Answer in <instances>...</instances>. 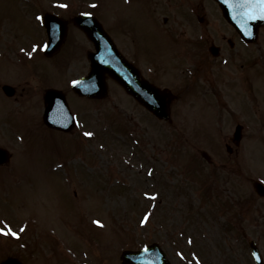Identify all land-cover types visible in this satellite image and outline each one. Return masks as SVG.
I'll return each mask as SVG.
<instances>
[{
    "label": "rangeland",
    "instance_id": "374dc122",
    "mask_svg": "<svg viewBox=\"0 0 264 264\" xmlns=\"http://www.w3.org/2000/svg\"><path fill=\"white\" fill-rule=\"evenodd\" d=\"M21 1L0 0V146L12 154L11 160L0 166V228L17 233L0 232V261L13 256L27 264H119L121 250L154 240L172 264H254L247 246L252 239L264 260V200L251 186L252 179L264 182V28L249 49L241 46L235 51L244 63L250 64L252 59L255 67L250 70L256 68L262 76L254 79L248 75L246 98L250 95L253 101L245 103L249 125L231 154H227L225 143L229 142L226 136L232 131L234 114L228 107H220L222 104H213V92L206 94L204 86L196 84L174 89L177 98L171 104L169 124L154 119L134 105L118 85L108 82L105 99H74L80 118L74 134L54 136V130L50 132L41 122L44 90L48 86L67 90V80L83 72L87 62L85 58L63 59L50 66L69 53L72 47L66 43L52 58L40 54L41 60L35 55L37 60L21 64L23 61L15 58V37L24 36L26 46L30 40L40 43L43 39L33 18L36 12L49 10L52 1H67L69 12L63 13L71 17L101 1L104 22L114 21V13L120 20L132 22L128 30L143 63L162 59L169 67L173 63L170 51L176 43L163 34L158 36L151 4ZM186 3L192 2L181 0L178 4L183 7ZM22 5L30 10L25 15L29 24ZM27 27L31 36L24 35ZM118 27L126 37V31ZM184 35L188 40L184 54L190 57L196 50L192 51L189 34ZM75 40L86 43L80 37ZM44 63L49 65L41 67ZM68 65L74 71H65ZM195 82L200 84L197 77ZM3 84L15 87L12 97L3 94ZM255 85L263 99L254 94ZM132 139L146 144L145 156L136 151L138 145H133ZM202 151L212 159L204 160ZM148 167L152 168L150 177H146ZM117 215L124 221L116 219ZM116 221L126 235L117 231ZM225 227H229L227 232ZM124 236L132 237L127 240Z\"/></svg>",
    "mask_w": 264,
    "mask_h": 264
},
{
    "label": "water",
    "instance_id": "95a60500",
    "mask_svg": "<svg viewBox=\"0 0 264 264\" xmlns=\"http://www.w3.org/2000/svg\"><path fill=\"white\" fill-rule=\"evenodd\" d=\"M48 19L54 20L50 16L47 17L46 21ZM55 20L58 21L59 24L57 25L60 27V30L62 31V33H59V37L60 39H63L62 38L63 33H64L63 22H61V20L59 19H55ZM263 21L264 20L262 21L259 20L255 22L254 24L256 25L257 23H262ZM90 22H91V19H90ZM90 22L88 20V16H78L74 18V23L80 28H82L86 32V34L95 41V44L97 47V55H96V58L93 60V64H92L93 67L91 69V72L88 74V76L78 81V83H81L84 85L74 87V90L77 93L81 95H86V96L99 97V96L104 95L105 86L103 83V80H104L103 74L107 73L109 76H111L112 78L120 82L127 91L131 93L135 92V90L132 87L133 84L130 83V79H128L129 76L127 74L126 75L128 77L124 75L122 71H119V73H117V71H115L112 68V64L106 58L107 55H111L112 53H114L115 49L111 47L114 52L109 51V50L102 51V47L105 44L110 46V43H108L109 41H107L106 35L101 31V29L98 28L96 25L95 26L92 25ZM47 24L46 26H47L49 37L51 38L50 40L53 41L54 39L52 38L53 35L51 33L53 27H50ZM100 40L102 41V43L100 42ZM59 41L60 40H58V42L55 41V43H52L51 47L55 49V47L59 45ZM49 48H50V43H49ZM114 55H117L116 52L114 53ZM114 58L117 61V58L116 57ZM126 67H125L126 69L131 71L128 66ZM92 80L94 83H96L100 87V91L95 92L96 89L89 91L88 89L84 88L85 84L91 83ZM3 90L8 95L13 93V90L9 86L3 87ZM142 90H143V93L145 94L146 100L147 99L149 100L146 101L144 100L145 98L144 96L138 97L136 95L139 98V100L143 101L145 105L151 111H153L157 116L166 117L167 116V109H166V102H165L166 99H165V96H163V93L158 92L155 88L150 87L148 85H146L145 89H142ZM45 100H46V107H45V113H44L45 123L50 126L57 127V128L68 129L72 125V122L67 120V116H68L67 106L64 101V98L58 92L50 90L46 93ZM7 160H8L7 151L0 148V164L4 163ZM255 187L259 193L264 194V190L259 185L255 184ZM146 249L147 250L144 249L139 252H130V251L124 252L122 256L123 261L126 263H130V264H146L144 263V258L146 257V252L148 250H149V253H147V256L149 255L148 257L150 260H153L155 257V254L152 252L160 251L156 245H151ZM4 264H19V263L14 260H9L5 262ZM160 264H168V262L164 258V255L161 256Z\"/></svg>",
    "mask_w": 264,
    "mask_h": 264
},
{
    "label": "snow or ice",
    "instance_id": "6c2138e0",
    "mask_svg": "<svg viewBox=\"0 0 264 264\" xmlns=\"http://www.w3.org/2000/svg\"><path fill=\"white\" fill-rule=\"evenodd\" d=\"M67 7V5H63ZM240 7L247 9L246 15L249 19H256L257 16H264V0H241ZM85 15L90 16L91 13H86ZM75 83V82H74ZM86 135H92V133H86ZM147 217H145V220ZM143 222V221H142ZM97 224H100V221H96ZM0 232L10 233L16 235L17 233L9 229L0 228ZM147 250V249H145ZM259 258V257H257Z\"/></svg>",
    "mask_w": 264,
    "mask_h": 264
},
{
    "label": "flooded vegetation",
    "instance_id": "af4514ba",
    "mask_svg": "<svg viewBox=\"0 0 264 264\" xmlns=\"http://www.w3.org/2000/svg\"><path fill=\"white\" fill-rule=\"evenodd\" d=\"M219 51V50H218ZM130 54L132 55V56H134L135 58H134V60L132 61L134 64H136L137 65V67H139L140 66V63H143L141 60V57H140V54H136L135 52H133V51H131L130 52Z\"/></svg>",
    "mask_w": 264,
    "mask_h": 264
}]
</instances>
